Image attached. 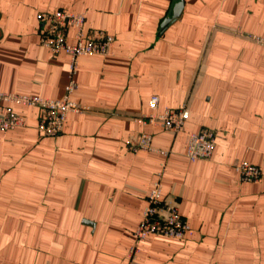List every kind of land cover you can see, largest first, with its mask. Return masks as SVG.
Returning <instances> with one entry per match:
<instances>
[{
    "label": "crops",
    "instance_id": "0c3cea01",
    "mask_svg": "<svg viewBox=\"0 0 264 264\" xmlns=\"http://www.w3.org/2000/svg\"><path fill=\"white\" fill-rule=\"evenodd\" d=\"M57 9L115 40L79 58L72 98L89 109L61 134L44 135L29 105L0 129V264H264V0H0V91L64 96L71 58L41 43L38 17ZM183 105L177 132L140 119ZM203 127L214 149L191 160ZM142 132L167 153L131 150ZM243 160L260 180L240 179ZM157 180L191 228L149 234L131 256Z\"/></svg>",
    "mask_w": 264,
    "mask_h": 264
},
{
    "label": "built area",
    "instance_id": "2783aa9c",
    "mask_svg": "<svg viewBox=\"0 0 264 264\" xmlns=\"http://www.w3.org/2000/svg\"><path fill=\"white\" fill-rule=\"evenodd\" d=\"M38 17L41 43L54 54L65 52L71 58L70 79L65 86V94L62 98L53 99L0 91V129L8 130L23 125L24 115L16 109V105H29L40 109L39 130L47 136H58L64 130L69 112H82L89 109L88 106L81 105L72 98L77 85L75 73L79 58L88 54L109 53L115 38L104 30H87L84 12L57 9L41 11ZM158 99V96L151 98L150 104L153 109L157 107ZM188 116L189 109L183 105L180 109L167 108L160 114L154 112L144 114L140 119L144 122L160 124L166 130L177 132L183 128ZM216 136V131L208 127L190 132L187 156L191 160L209 158L215 146ZM151 141L152 134L142 132L137 141L129 144V148L134 151L152 148L167 153L166 150L153 147ZM236 167L242 181H258L263 175V168L260 165L246 160L241 161ZM190 228L188 220L180 213L178 201L175 198H165L162 183L157 180L147 195V205L144 208L142 220L134 232L137 243L131 249V256H135L139 251V242L149 234L180 239Z\"/></svg>",
    "mask_w": 264,
    "mask_h": 264
},
{
    "label": "water",
    "instance_id": "95a60500",
    "mask_svg": "<svg viewBox=\"0 0 264 264\" xmlns=\"http://www.w3.org/2000/svg\"><path fill=\"white\" fill-rule=\"evenodd\" d=\"M181 5H182L181 2H179V4L176 5V8H175V14H177V11H178L177 9H179V8L181 7ZM169 19H170V18L166 19V20L164 21V24H165L166 22H168Z\"/></svg>",
    "mask_w": 264,
    "mask_h": 264
}]
</instances>
